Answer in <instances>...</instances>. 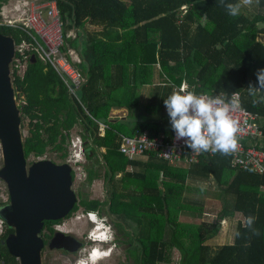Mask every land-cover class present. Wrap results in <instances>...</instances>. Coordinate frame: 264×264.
Returning a JSON list of instances; mask_svg holds the SVG:
<instances>
[{"label":"trees","instance_id":"16d2710c","mask_svg":"<svg viewBox=\"0 0 264 264\" xmlns=\"http://www.w3.org/2000/svg\"><path fill=\"white\" fill-rule=\"evenodd\" d=\"M6 1L0 0V6ZM55 2L63 36L60 50L83 73L81 95L72 94L48 62L29 52L22 77L11 72L20 129L25 131L21 133L24 157L47 155L63 162L71 132L78 133L89 161L84 166L86 180L101 176L94 159L102 158L105 175H110L104 201L108 212L135 225L137 264H169L173 250L179 254L177 264H264V174L231 167L230 154L219 152L201 153L197 162L188 165H172L153 153L129 159L118 150L120 134L147 131L170 136L164 99L182 83L196 93L238 92L241 106L257 116L262 131L257 145L264 148V102L254 105L247 91L249 83L257 82V70L264 68V43L258 37L264 34V0L242 8L236 17L219 0ZM87 24L101 26L104 32L105 27L116 28L119 33L83 36ZM70 29L75 36L67 34ZM0 33L11 36L15 44L34 41L17 26L0 23ZM35 39L39 40L36 35ZM69 49L78 62L71 60ZM144 85H151L145 103L140 101ZM111 108L127 112L113 118ZM99 123L104 125L102 134ZM189 177L213 180L220 195L228 197L221 209L224 215L241 214L232 243L215 247L204 243L216 233L217 223L179 221L181 213L203 212ZM80 204L95 209L98 202L81 198ZM249 215L256 218L253 227L258 235L243 226ZM11 231L4 222L0 259L16 263L1 243Z\"/></svg>","mask_w":264,"mask_h":264},{"label":"water","instance_id":"95a60500","mask_svg":"<svg viewBox=\"0 0 264 264\" xmlns=\"http://www.w3.org/2000/svg\"><path fill=\"white\" fill-rule=\"evenodd\" d=\"M13 56V38L0 33V179L8 194L7 202L0 206V217L12 228L1 243L19 264H41L43 243L39 232L43 221L66 216L76 195L72 188V167L66 161L57 163L49 158H37L27 164L10 75ZM78 71L83 78L82 71ZM64 76L70 87H74L70 78ZM75 94L80 97L81 90L76 88ZM71 243L74 247L78 244L74 236L55 231L49 246L70 249Z\"/></svg>","mask_w":264,"mask_h":264},{"label":"built area","instance_id":"2783aa9c","mask_svg":"<svg viewBox=\"0 0 264 264\" xmlns=\"http://www.w3.org/2000/svg\"><path fill=\"white\" fill-rule=\"evenodd\" d=\"M0 23L20 27L34 40L33 43L25 40L18 44L14 43L11 72L14 71L16 75L22 77L29 52L33 50L41 60L48 62L60 74L70 92L76 95L75 90L79 88L82 80L79 71L71 65L60 50L63 36L55 0H46L44 4L35 3L32 0H7L0 6ZM35 35L39 40L35 39ZM63 74L70 78L74 87H70ZM181 85L189 91L193 90L185 83ZM232 116L237 122L238 146L230 154L231 167L264 174V148L257 145L262 131L257 123L256 114L241 106L239 110L232 113ZM103 129L104 125L99 123V134L103 133ZM174 137L173 130L170 136H166L163 132L149 133L147 131L136 132L133 135L120 134L118 150L129 159L153 153L172 165H188L197 162L201 153L191 151L183 139L175 140ZM207 153L211 154V152ZM65 161L71 165L73 170L79 169V164L84 161L83 142L78 133L70 136ZM88 214L91 215L90 212ZM3 229L4 221L0 217V233ZM16 260V263H7L0 259V264H19L17 258Z\"/></svg>","mask_w":264,"mask_h":264},{"label":"clouds","instance_id":"9594fccd","mask_svg":"<svg viewBox=\"0 0 264 264\" xmlns=\"http://www.w3.org/2000/svg\"><path fill=\"white\" fill-rule=\"evenodd\" d=\"M259 2L260 0H219V4L233 17L239 16L242 8ZM256 77V84L249 83L247 88L249 96L253 97L254 105L264 102V96H258L260 91H264V68L257 70ZM164 105L170 126L175 133V140L183 139L191 151L228 155L237 149L238 127L232 113L241 108L238 92H233L230 96L211 95L189 91L181 85L173 87L164 99ZM199 187L204 191L207 185L201 183ZM90 214L93 215V212ZM255 219L252 215L247 216L243 226L258 235V230L253 227Z\"/></svg>","mask_w":264,"mask_h":264},{"label":"flooded vegetation","instance_id":"af4514ba","mask_svg":"<svg viewBox=\"0 0 264 264\" xmlns=\"http://www.w3.org/2000/svg\"><path fill=\"white\" fill-rule=\"evenodd\" d=\"M94 160L99 161L95 167L101 171V176L93 179L91 182L86 180L84 166L89 161L84 158V161L79 164L82 174L80 179L81 188L75 193L76 201L72 209L62 218L43 221L39 232L43 243L40 250L41 264H137L135 225L132 222L123 221L108 212V204L104 203V201L107 198L110 175H105L104 160L102 158ZM74 171L72 168L71 173L74 174ZM118 176L119 174L115 175V177ZM94 180L100 181L102 198H96L95 196L92 198L87 197V195L89 196L88 190L92 191ZM81 198L96 200L98 204L95 209H86L80 204ZM91 211L93 215L88 214ZM84 215L88 219L80 221L83 225V230L79 235L75 234L71 229H64L60 226L64 220L69 218L79 220ZM55 231H61L74 236L78 241L77 246L74 247V243H71L69 245L70 249L61 247L51 248L49 242ZM94 249L99 250L103 255L93 258L92 251Z\"/></svg>","mask_w":264,"mask_h":264},{"label":"rangeland","instance_id":"374dc122","mask_svg":"<svg viewBox=\"0 0 264 264\" xmlns=\"http://www.w3.org/2000/svg\"><path fill=\"white\" fill-rule=\"evenodd\" d=\"M34 2H45V0H34ZM45 11V10H44ZM43 16L45 17L44 13ZM259 39L264 43V34H259ZM68 54L73 62H78V56L74 52V50L69 49ZM12 70V63H10V75ZM154 82H157L156 76L154 77ZM148 96V95H147ZM147 98L143 99V103L147 102ZM16 102L18 104L19 100L16 99ZM25 131L21 129V133H24ZM76 134V132L73 130L71 132V136ZM37 158H48L47 155H44L42 157ZM34 157H28L27 158V164L30 163L31 160L37 159ZM2 163V160L0 161V165ZM81 171L80 169H77L74 171V177H73V185L72 188L74 192L76 193L78 190H80L81 186ZM94 185L92 186V191L88 190L87 195L88 198H92L95 196L96 198H102L101 197V184L100 181L94 180ZM188 183L194 188L193 189V196L194 198H198L203 202V212L200 216H192L187 213H181L179 215V221L186 222V223H199V222H206V223H217L219 227L226 228L228 234L233 231L234 226L236 222L240 219V215L238 213H234L231 216L224 215V213L221 211L222 206L224 202L228 204V197H222L220 195L219 189L215 185L214 181L209 178H201V177H189ZM201 183H204L207 185L206 189L204 191L198 190L200 189L199 185ZM199 191V192H198ZM7 189L5 183L0 179V202L6 203L7 202ZM2 205V204H1ZM0 205V206H1ZM88 219L86 215L81 216V219L77 220L75 218L64 220V222L61 223V227L64 229H71L75 234L79 235L80 232L83 230V225L80 222L81 220ZM88 221V220H87ZM220 236H216L212 239L213 245H216L219 242ZM179 254L177 251L173 250L172 256H171V262L169 264H177Z\"/></svg>","mask_w":264,"mask_h":264},{"label":"crops","instance_id":"0c3cea01","mask_svg":"<svg viewBox=\"0 0 264 264\" xmlns=\"http://www.w3.org/2000/svg\"><path fill=\"white\" fill-rule=\"evenodd\" d=\"M32 1H34V0H32ZM45 2H46V0H45ZM35 3L44 4L43 2H35ZM102 31L103 30L101 29V26H97V25H93V24H87L85 27V30L83 31V36H86L87 32H89L92 35H96V36L100 37L102 35ZM107 33H110L111 36L112 35L115 36L116 34L119 33V29H116V28L109 29L108 27H105V32L103 31V35H105ZM67 34L70 36H75V31L73 29H70ZM150 87H151V85H144L140 88V101L141 102L143 101L144 98L148 97L147 95L149 94ZM126 112H127V110L124 108H111V110L109 112V116L113 117V118H119V117H123L126 114ZM238 214L241 216L240 213H238ZM239 220H243L242 216L240 217ZM234 229H235V226H234ZM234 229L232 232H230L228 234L226 228H223V227L220 228L218 226L216 233L214 235H212L211 237H209L208 239H206L204 243L211 246V247H215L217 245H221L224 243H232L233 235H234ZM216 236H220V239L216 245H213L212 239L215 238Z\"/></svg>","mask_w":264,"mask_h":264},{"label":"bare ground","instance_id":"6f19581e","mask_svg":"<svg viewBox=\"0 0 264 264\" xmlns=\"http://www.w3.org/2000/svg\"><path fill=\"white\" fill-rule=\"evenodd\" d=\"M103 253H104V252H103ZM100 255H103V254H101V253L99 252V250L94 249V250L92 251V257H93V258L99 257ZM104 256H105V255H104Z\"/></svg>","mask_w":264,"mask_h":264}]
</instances>
